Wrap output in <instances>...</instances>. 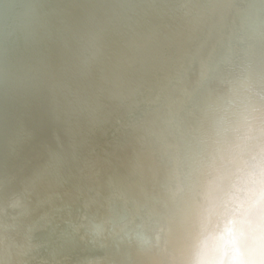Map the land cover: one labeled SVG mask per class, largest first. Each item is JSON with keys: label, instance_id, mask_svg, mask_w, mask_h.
I'll return each instance as SVG.
<instances>
[{"label": "clouds", "instance_id": "9594fccd", "mask_svg": "<svg viewBox=\"0 0 264 264\" xmlns=\"http://www.w3.org/2000/svg\"><path fill=\"white\" fill-rule=\"evenodd\" d=\"M23 7L0 51V264H247L218 235L264 217V0Z\"/></svg>", "mask_w": 264, "mask_h": 264}, {"label": "bare ground", "instance_id": "6f19581e", "mask_svg": "<svg viewBox=\"0 0 264 264\" xmlns=\"http://www.w3.org/2000/svg\"><path fill=\"white\" fill-rule=\"evenodd\" d=\"M28 2L29 0H0V51L3 49L6 38L9 45L17 41L23 42L18 26L25 17L26 10L23 5ZM53 2L72 4L82 2V0H53ZM37 119H39L38 114ZM42 135L44 139L54 142L51 127L44 125ZM117 136L115 130L109 127L100 130L92 145L95 153L103 156L105 152H111L112 149L109 145L113 144ZM222 223L223 230L218 235V240L222 241L223 245L230 247L233 261L244 260L247 264H264V217H254L248 221L246 230L243 232L237 230L234 218H230L226 222L222 221ZM241 244H243V250ZM91 255L93 253L87 251L77 253L80 261ZM221 259H223V256H221ZM74 264H79V261H74Z\"/></svg>", "mask_w": 264, "mask_h": 264}]
</instances>
